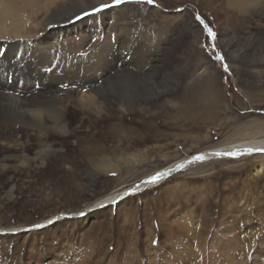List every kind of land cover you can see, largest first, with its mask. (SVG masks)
<instances>
[{
	"label": "rangeland",
	"instance_id": "374dc122",
	"mask_svg": "<svg viewBox=\"0 0 264 264\" xmlns=\"http://www.w3.org/2000/svg\"><path fill=\"white\" fill-rule=\"evenodd\" d=\"M35 1L39 11L18 1L15 14L5 20L0 42L6 47L26 35L94 48L108 38L139 67L147 56L132 54L123 29L110 24L120 8L138 6L144 9L139 26L150 29L148 45L159 49V61L125 88L124 108L112 91L99 96L104 120L78 113L85 122L73 125L65 148L79 169L37 167L15 174V182L10 173L0 174V226L56 217L39 230L0 233V264H264V172H258L264 151L193 163L86 219L57 218L101 191L131 186L178 158L264 138V14L231 12L217 0L119 5L102 0L83 21L100 28L89 43L78 30L80 22L44 24L41 8L50 0ZM248 29L254 36L244 34ZM205 80L219 85L210 87L211 97L208 87L198 86ZM79 136L91 138L89 146L114 152L122 167H84L82 157H76V148L86 146L77 145ZM37 140L36 134L32 155Z\"/></svg>",
	"mask_w": 264,
	"mask_h": 264
},
{
	"label": "bare ground",
	"instance_id": "6f19581e",
	"mask_svg": "<svg viewBox=\"0 0 264 264\" xmlns=\"http://www.w3.org/2000/svg\"><path fill=\"white\" fill-rule=\"evenodd\" d=\"M18 1L34 8V12L40 9L37 8L35 0H0V33L7 30L5 20L15 14ZM217 1L223 3L225 9L231 12L250 17L254 11L264 14V0ZM101 2L103 1L50 0L41 8L44 24L67 25L80 22L81 28L78 30L84 34L86 42L91 43V39L97 38L100 32L99 25H93L92 22L84 24L83 21L86 17L88 18L87 14L92 15L93 8ZM128 7L120 8L116 14H112L113 19L110 24L112 26L116 24L115 28L118 24L120 29H123L129 49L135 52L132 54L143 53L147 56L145 63L139 67H136L132 60V63L127 61L125 52L122 53L121 49L115 47L112 40L108 38H105L98 48L96 45L94 48L92 44H87L85 47H69L60 42L52 43L45 38L37 40L30 35L8 42L11 44L10 47H6L7 43L0 42V140L4 141V147L0 146V174L8 173L9 175L10 173L9 179L15 182L18 173L23 171L29 174L37 167L46 169L54 166L55 168L64 167L70 171L79 169L77 159L65 148L66 139L73 135V125L82 126L85 122L83 118H78V113L97 114L101 118H98V123L104 120L102 115L104 106L99 96H102L103 92L112 91L118 93L120 106L124 108L125 88L133 87L134 78L138 74L144 75L153 70L154 65L159 61V49L151 51L148 45L152 38L150 29L139 26L140 20L144 17V9L137 6L127 11ZM244 34L254 36V31L248 29L244 31ZM106 79L108 84H104ZM198 86L208 87L206 90L208 97L215 94L210 87H219L216 80H205ZM73 106L79 111L74 110ZM109 121L105 120V123ZM36 134L38 140L35 142L36 150L32 155L31 142ZM91 142V138L77 137L78 146L86 144L80 149L76 148L78 149L76 157H82L84 167L106 171L122 167L114 152L105 149L103 145V147L89 146ZM261 149H264V138L238 141L201 150L170 162L131 186L122 187L110 193L101 191L82 201L80 206L58 214L57 218L61 219L70 214L73 217L86 219L98 209L112 205L127 196L138 195L145 188L160 183L164 178L188 165L229 158L243 152ZM258 169L259 173L264 172V161L260 163ZM158 174L159 179L151 182L152 178ZM9 196H13L12 190ZM54 218L56 217L30 223L22 222L15 226L9 224L2 226V224L0 233L39 230L48 226Z\"/></svg>",
	"mask_w": 264,
	"mask_h": 264
},
{
	"label": "snow or ice",
	"instance_id": "6c2138e0",
	"mask_svg": "<svg viewBox=\"0 0 264 264\" xmlns=\"http://www.w3.org/2000/svg\"><path fill=\"white\" fill-rule=\"evenodd\" d=\"M125 2H127V0H113V3L116 4V5H119V4H122V3H125ZM145 2L148 3V4H154V0H145ZM103 7L107 8V7H109V5H103ZM98 10L99 9H97V11ZM197 19H199V17H197ZM205 28H206L209 36L212 37L213 39H215V33L212 32V30L210 28H207L206 25H205ZM216 58L217 59H222V57H220V56H217ZM259 151H264V149H261ZM157 179H159V174L156 177H153L151 182H155Z\"/></svg>",
	"mask_w": 264,
	"mask_h": 264
}]
</instances>
